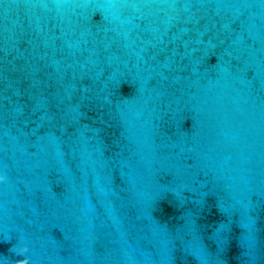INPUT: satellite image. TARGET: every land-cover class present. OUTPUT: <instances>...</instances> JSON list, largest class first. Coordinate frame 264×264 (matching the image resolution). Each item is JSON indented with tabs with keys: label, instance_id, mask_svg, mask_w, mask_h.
Returning <instances> with one entry per match:
<instances>
[{
	"label": "water",
	"instance_id": "obj_1",
	"mask_svg": "<svg viewBox=\"0 0 264 264\" xmlns=\"http://www.w3.org/2000/svg\"><path fill=\"white\" fill-rule=\"evenodd\" d=\"M264 264V0H0V264Z\"/></svg>",
	"mask_w": 264,
	"mask_h": 264
},
{
	"label": "clouds",
	"instance_id": "obj_2",
	"mask_svg": "<svg viewBox=\"0 0 264 264\" xmlns=\"http://www.w3.org/2000/svg\"><path fill=\"white\" fill-rule=\"evenodd\" d=\"M20 264H27V262L26 261H21Z\"/></svg>",
	"mask_w": 264,
	"mask_h": 264
}]
</instances>
